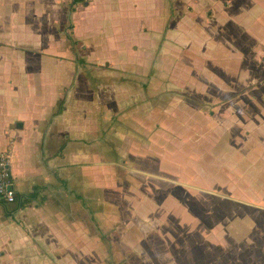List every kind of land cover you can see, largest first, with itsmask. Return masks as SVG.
Instances as JSON below:
<instances>
[{"label": "crops", "instance_id": "0c3cea01", "mask_svg": "<svg viewBox=\"0 0 264 264\" xmlns=\"http://www.w3.org/2000/svg\"><path fill=\"white\" fill-rule=\"evenodd\" d=\"M254 25L264 31V0H0V149L16 200L0 201V264H103V241L135 236L165 244V257L190 242L186 259L228 240L264 264V36L248 47ZM205 147L235 179L225 190L206 182L223 173L203 172ZM147 175L165 178L164 215L183 204L178 188L185 201L214 198L215 218L189 200L187 217H108V188Z\"/></svg>", "mask_w": 264, "mask_h": 264}, {"label": "rangeland", "instance_id": "374dc122", "mask_svg": "<svg viewBox=\"0 0 264 264\" xmlns=\"http://www.w3.org/2000/svg\"><path fill=\"white\" fill-rule=\"evenodd\" d=\"M253 26V25H251ZM256 33H249L248 34V47L251 46V44L254 43L253 40L256 39L257 36H264V31L261 32V30L259 27L257 28V26L254 25L253 28ZM71 43V42H70ZM73 43V42H72ZM250 43V45H249ZM73 46V45H72ZM264 57V55H263ZM263 68V67H262ZM231 70H233L231 68ZM261 67L256 66L253 70V81L255 76H260L261 75ZM211 72V71H210ZM212 73V72H211ZM251 78V79H252ZM256 82V80H255ZM207 105V104H205ZM208 106V105H207ZM214 110H211L209 114L212 115ZM240 148V147H238ZM213 148L210 147H205L204 148V154L205 156L208 157L207 163L203 162V168L205 173H211L208 175H212L213 174V170L223 173L221 175V177H217L216 180H218L219 182L217 183V181L215 180V178L210 177V181H206L207 184H212V185H216L218 186L219 189L221 190H225L226 187L225 185L231 184L232 182L235 181V179L231 176L232 173L230 174V171L228 169H225L224 167H220V165L216 162H213L212 160V153H210V151ZM190 150V149H189ZM176 154L181 156V154H179L181 152L180 148L178 147L176 150ZM178 152V153H177ZM191 150L189 152H187V156L191 157ZM193 154V153H192ZM194 155V154H193ZM196 157V155H194ZM197 158V157H196ZM179 159V158H178ZM180 161V160H178ZM141 164L146 168H148L149 164L147 162H141ZM243 167L247 165V163L245 161H243V163L241 164ZM241 165L237 166L238 169L241 168ZM150 168V167H149ZM158 168V167H157ZM192 168L191 165L189 166V169ZM232 168V167H230ZM164 169V168H163ZM159 170V169H158ZM157 170V172H159ZM174 170L177 169H172L171 168V172H174ZM164 179L162 176H157V178H154L153 176H141V177H135V178H131L128 176H123V178L120 179V186H119V194H115L112 193V191L114 190L112 187H109L107 190L105 198L108 199L107 204H114L117 207V210L114 211L112 210V208L108 211V217H112V214H116V216H118L119 218L123 217H128V218H132V217H139V218H147L150 216H161L162 218L164 217H169V219H175L177 217H187L185 214L182 215H178L179 213L183 212L185 209L184 207H186V203L189 200L191 205L192 203H199L200 205H204V211L199 210L200 213H204L205 218H209V220L207 219V223H210L213 218H215V215L213 213V206L211 205L212 202L214 201V198H211L208 195H200V199H198V201L196 200V197L193 196H188V200L185 201L184 198H186L187 196L184 195L183 193H179V189L176 188L175 192L177 194H174L177 196V198H181L180 201L183 204H175L173 202L174 205L173 209L171 211H169L170 213H168L167 215H164L165 213L160 210L161 208L164 209V201H165V197L167 196H171L170 194L164 193L163 192V188L162 186L165 185ZM204 178H201L200 182L205 184L203 180ZM214 181V182H213ZM242 184L241 185H245L244 180H241ZM132 185H134V188L132 187ZM161 185V186H159ZM113 186V185H112ZM239 189L242 191V193L240 195L237 196H242L244 198L248 197L246 194H244L243 190H242V186H239ZM153 191H155V193H153ZM186 196V197H185ZM196 198V199H195ZM203 198V200H202ZM156 201L157 206H158V213L154 214L152 212L153 211V207H154V202ZM230 201H227L226 203H229ZM223 204V203H222ZM231 204V203H230ZM201 205V206H202ZM112 207V206H111ZM119 207V208H118ZM193 208V211L196 210V207L194 204H192L190 206V208ZM243 208H247L246 205L243 206ZM248 211V210H247ZM105 212V210H104ZM222 212V211H221ZM242 212L244 211H238L237 214L239 213V215H242ZM221 214V213H220ZM191 215V214H190ZM209 216V217H208ZM221 217L224 216V214L220 215ZM238 216V215H237ZM98 218V222L100 221L101 216L98 214L97 215ZM232 219L234 218V215H226L222 218V222L225 223V221H227V219ZM110 224V223H109ZM92 225V229L98 230L97 225H95L94 223L91 224ZM109 233L110 230H115L116 226H111L109 225ZM124 227V226H123ZM123 227H119V231L123 229ZM141 228H145L143 226H141ZM168 229H171L172 233H175L176 231H174V229H176V227H169ZM142 230V229H141ZM119 231H117V233H120ZM238 231H240L238 229ZM136 233H138L137 231H135ZM141 232V231H140ZM142 233V232H141ZM143 234V233H142ZM147 234V233H146ZM118 237V236H117ZM121 237V236H120ZM130 238V239H129ZM128 240H124V242H112L111 238L110 241H103V246L104 249L107 251V253L105 254V256H103L101 258V261L103 264H247V254H248V249L245 247L240 246L241 248H239L237 251L234 248H231L228 245V240H226L225 242H222L221 247L219 249L214 250L212 248V244L210 242V250L209 249H203L202 250H197L196 247H194V249L190 250L189 248V252L191 256H189L187 259L185 258L186 256V252L184 250L185 246H190V242H184V241H177V247H174L172 249V251H170L169 255L167 254V256L165 257V253L166 252V248H165V244H162V242L158 241V242H142L141 241V236H135V241L132 239L133 237H129ZM182 239H184L183 237H181ZM140 239V241H138ZM94 243V247L99 246V243L93 242ZM238 243V242H237ZM248 243V242H247ZM156 244H157V248H156ZM244 243L239 242L237 245H243ZM151 245V246H150ZM150 246V247H149ZM155 246V247H154ZM175 246V245H174ZM153 251H151V249H153ZM221 251V253L219 252L218 255V251ZM105 253V252H104ZM119 254V256H115L114 254ZM154 253H156V257L153 255ZM98 260V259H97ZM110 261L112 263H110ZM107 262V263H106ZM99 263V262H98ZM97 262H93V264H98Z\"/></svg>", "mask_w": 264, "mask_h": 264}, {"label": "built area", "instance_id": "2783aa9c", "mask_svg": "<svg viewBox=\"0 0 264 264\" xmlns=\"http://www.w3.org/2000/svg\"><path fill=\"white\" fill-rule=\"evenodd\" d=\"M15 182L6 149H0V201L15 202Z\"/></svg>", "mask_w": 264, "mask_h": 264}, {"label": "trees", "instance_id": "16d2710c", "mask_svg": "<svg viewBox=\"0 0 264 264\" xmlns=\"http://www.w3.org/2000/svg\"><path fill=\"white\" fill-rule=\"evenodd\" d=\"M78 1L85 2V0H72V4L75 2H78ZM66 37L71 41V36L69 33H66ZM33 196H34V191H31V192L25 194L23 197V200L21 199L20 201H18V206H21L24 203V200H28V199L32 198Z\"/></svg>", "mask_w": 264, "mask_h": 264}]
</instances>
